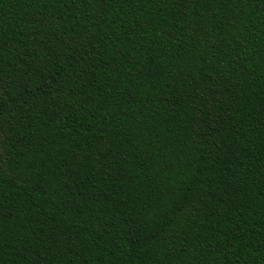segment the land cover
Masks as SVG:
<instances>
[{"label": "trees", "instance_id": "16d2710c", "mask_svg": "<svg viewBox=\"0 0 264 264\" xmlns=\"http://www.w3.org/2000/svg\"><path fill=\"white\" fill-rule=\"evenodd\" d=\"M0 264H264V0H0Z\"/></svg>", "mask_w": 264, "mask_h": 264}]
</instances>
